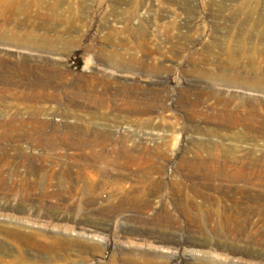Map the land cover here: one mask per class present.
I'll return each instance as SVG.
<instances>
[{
	"label": "rangeland",
	"instance_id": "rangeland-1",
	"mask_svg": "<svg viewBox=\"0 0 264 264\" xmlns=\"http://www.w3.org/2000/svg\"><path fill=\"white\" fill-rule=\"evenodd\" d=\"M24 2L0 27L41 47L0 45V175L93 182L48 226L100 247L57 264H264V0Z\"/></svg>",
	"mask_w": 264,
	"mask_h": 264
},
{
	"label": "bare ground",
	"instance_id": "bare-ground-1",
	"mask_svg": "<svg viewBox=\"0 0 264 264\" xmlns=\"http://www.w3.org/2000/svg\"><path fill=\"white\" fill-rule=\"evenodd\" d=\"M24 1L0 0V19L24 12ZM0 43L2 46L19 49H39L41 47L39 37L33 32L6 31L2 27H0ZM85 143V141L81 142V144ZM4 161L5 159H0V172ZM77 166L76 172H72L69 168V170L62 171V174L50 168L44 174L37 173L33 177L20 176L16 171L9 179L0 175V218L2 219L0 221V264H57L58 259H69L74 254L84 257L100 247L99 243L83 239V236L95 235V231L91 229L86 230L75 226L64 227L60 229V232L54 233L48 226L54 221L59 222L63 219L68 209L75 205L78 195L83 198L84 206L90 204L93 198L90 197L93 182L88 175H85L90 166ZM206 184V182L201 183L203 187L207 186ZM179 192L183 194L182 190ZM147 197L150 199L152 196L149 194ZM51 200L54 202H50ZM135 202L134 200L133 203ZM149 204L150 200H145L142 208H148ZM194 212L196 213L195 220L199 223L200 214L195 208ZM225 216H227L225 212L219 214V211L213 209L205 218L206 223L213 225L211 226L212 231L218 238H222L220 229L227 222ZM215 218H220L221 222L215 224ZM167 221V214L159 218V223L162 225ZM199 231H203L202 227ZM67 232H74L76 236L71 237ZM229 233L232 234L234 231L231 230ZM155 249L159 248L150 244L147 251L124 259L121 264H166L167 258L162 256V250L156 252ZM78 264H86V262L80 261Z\"/></svg>",
	"mask_w": 264,
	"mask_h": 264
}]
</instances>
